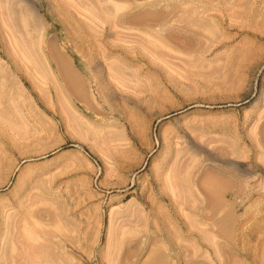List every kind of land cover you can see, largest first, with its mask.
<instances>
[{"label":"rangeland","instance_id":"374dc122","mask_svg":"<svg viewBox=\"0 0 264 264\" xmlns=\"http://www.w3.org/2000/svg\"><path fill=\"white\" fill-rule=\"evenodd\" d=\"M0 264H264V0H0Z\"/></svg>","mask_w":264,"mask_h":264},{"label":"bare ground","instance_id":"6f19581e","mask_svg":"<svg viewBox=\"0 0 264 264\" xmlns=\"http://www.w3.org/2000/svg\"><path fill=\"white\" fill-rule=\"evenodd\" d=\"M192 18V17H191Z\"/></svg>","mask_w":264,"mask_h":264}]
</instances>
